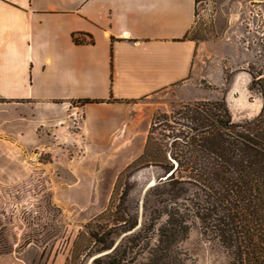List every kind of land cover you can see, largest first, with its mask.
Listing matches in <instances>:
<instances>
[{
  "label": "rangeland",
  "instance_id": "374dc122",
  "mask_svg": "<svg viewBox=\"0 0 264 264\" xmlns=\"http://www.w3.org/2000/svg\"><path fill=\"white\" fill-rule=\"evenodd\" d=\"M187 37L200 48L190 86L157 98L152 111L138 110V134L145 145L147 134L142 132L153 128L160 157L173 154L172 143L182 142L180 135L192 134L193 123L184 115L196 106L224 102L232 120L241 122L249 109H234L235 99L262 97L264 101V0H198ZM33 110L15 107L12 112L30 115ZM66 124H70L68 118L60 125ZM63 134L66 137L58 125L45 123L32 129L25 142L11 132L3 137L12 142L0 140V247L9 251L1 254L0 264H11L13 258L21 264H96L92 262L95 254L82 257L90 230L108 231L115 237L136 218L135 231L116 237L115 243L124 245L129 237L143 233L149 216L154 215L151 209L167 186H147L164 175L160 165L136 162L142 151L116 164L119 149L80 150ZM106 138L103 133L102 140ZM170 162L174 171L177 162L173 158ZM184 164L175 173L177 179L185 180L181 184L186 189L184 197L203 194ZM155 240L156 235L150 234L146 242ZM180 248L188 255L186 264H229L224 249L202 235L195 222ZM140 251L132 249L129 255L135 257Z\"/></svg>",
  "mask_w": 264,
  "mask_h": 264
},
{
  "label": "crops",
  "instance_id": "0c3cea01",
  "mask_svg": "<svg viewBox=\"0 0 264 264\" xmlns=\"http://www.w3.org/2000/svg\"><path fill=\"white\" fill-rule=\"evenodd\" d=\"M194 7V0H0V140L9 143L3 136L11 132L25 142L46 123L80 150L119 149L114 163L130 161L144 147L138 110L152 111L157 98L192 83L200 53L187 37ZM68 111L82 114L77 128L60 125Z\"/></svg>",
  "mask_w": 264,
  "mask_h": 264
},
{
  "label": "trees",
  "instance_id": "16d2710c",
  "mask_svg": "<svg viewBox=\"0 0 264 264\" xmlns=\"http://www.w3.org/2000/svg\"><path fill=\"white\" fill-rule=\"evenodd\" d=\"M224 104L205 103L185 114L193 123L192 134L180 135L182 142L173 141L170 157L177 170L185 163L192 171L220 238L234 248L238 264H264V105L254 120L234 122ZM152 132L151 127L135 161L158 164L164 171L174 168L167 154L160 157ZM112 235L90 230L86 249L92 241L107 242ZM7 252L0 247V256Z\"/></svg>",
  "mask_w": 264,
  "mask_h": 264
},
{
  "label": "flooded vegetation",
  "instance_id": "af4514ba",
  "mask_svg": "<svg viewBox=\"0 0 264 264\" xmlns=\"http://www.w3.org/2000/svg\"><path fill=\"white\" fill-rule=\"evenodd\" d=\"M169 158L171 159L170 156ZM176 171L177 169L173 171L172 168L164 171L163 176L148 184V188L157 189L159 185H165L167 188L161 194L158 193L160 194L159 199L151 209L154 215L149 216L143 233L129 237L124 245H120L119 242L115 243L116 237L121 235L120 232L135 231L137 226L135 218L126 230L119 231L118 235L111 237L109 241H92L82 257L89 258L95 254L92 262L96 264H186L188 255L180 248V243L189 234L192 222H195L202 235L216 241L224 249L229 264H238L234 248L220 238L214 224V215L207 210L205 205L204 195L193 192L190 197H184L186 189L181 184L185 180L177 179ZM181 197L183 200L179 202ZM184 201L187 203L184 204ZM150 234H155L156 240L146 242ZM135 248L141 251L137 253V256L130 257L129 254Z\"/></svg>",
  "mask_w": 264,
  "mask_h": 264
},
{
  "label": "water",
  "instance_id": "95a60500",
  "mask_svg": "<svg viewBox=\"0 0 264 264\" xmlns=\"http://www.w3.org/2000/svg\"><path fill=\"white\" fill-rule=\"evenodd\" d=\"M248 92V91H247ZM234 104L233 108L236 109L238 108L239 110H243L245 108H248V116H246V119L244 121H251L253 120L255 117H257L259 115V113L261 112L263 105H264V101L263 98H257L254 101H246L244 98L243 100H234L233 101ZM227 106V104H226ZM228 108V106H227ZM230 112V108L228 109Z\"/></svg>",
  "mask_w": 264,
  "mask_h": 264
},
{
  "label": "built area",
  "instance_id": "2783aa9c",
  "mask_svg": "<svg viewBox=\"0 0 264 264\" xmlns=\"http://www.w3.org/2000/svg\"><path fill=\"white\" fill-rule=\"evenodd\" d=\"M70 126L77 128L82 120V114L78 111H73L68 115Z\"/></svg>",
  "mask_w": 264,
  "mask_h": 264
}]
</instances>
